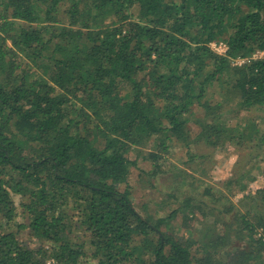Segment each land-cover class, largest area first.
Instances as JSON below:
<instances>
[{
	"label": "trees",
	"instance_id": "obj_1",
	"mask_svg": "<svg viewBox=\"0 0 264 264\" xmlns=\"http://www.w3.org/2000/svg\"><path fill=\"white\" fill-rule=\"evenodd\" d=\"M263 112L264 0H0V264H264L256 206L229 223L204 188L200 236H179L127 184L150 143L203 173L191 145L264 160Z\"/></svg>",
	"mask_w": 264,
	"mask_h": 264
},
{
	"label": "rangeland",
	"instance_id": "obj_2",
	"mask_svg": "<svg viewBox=\"0 0 264 264\" xmlns=\"http://www.w3.org/2000/svg\"><path fill=\"white\" fill-rule=\"evenodd\" d=\"M133 12L135 11L133 10ZM240 61L237 60L236 62L240 63ZM228 113L225 112L224 115L231 116ZM255 119L257 120V118ZM189 130L191 131L190 134L196 132L195 125L192 122L189 123ZM190 148L193 150L192 152L198 155L208 153L203 164L204 173L201 171L202 158L192 157L189 159L190 155L182 145L171 146L167 149V153H164L150 143L139 152L134 150L129 153L130 158H135L136 165L131 167L132 172L129 174L127 184L131 189V199L140 214H150L156 217L175 210V217L171 220L174 233L179 236L191 237L192 235L198 237L200 236V230H202L203 221L201 214L202 191L207 187L214 196L216 195L215 198L219 194H222V196L219 200L220 203L215 204L210 202L211 197L207 194V197H209L204 196V202L211 207H218L217 210L221 215L227 214L226 219L229 223L235 222L234 213L236 211H244L249 205H254L256 210L264 212V201L261 200L258 193V190L264 188V171H262L264 160L249 158L246 154L248 150H240L228 145L215 150H206L202 145H191ZM152 152L161 154L163 158L151 159L149 154ZM259 157L262 158L261 155ZM243 158L247 160H243ZM238 160H241V164L246 162L244 169H249L250 172L251 180H243L246 185L243 189L233 181L238 175L236 171L238 165H235ZM261 165L262 167H260ZM150 170H156V173L151 175L149 174ZM229 180H231V183H228ZM120 187L123 188L124 183H121ZM248 194L254 198L256 197L253 204L249 202L247 197H244ZM14 198L17 202V196H14ZM187 198L190 206H198L193 215H185V211H188L185 204ZM195 200L200 202L194 203ZM222 202H225L227 206ZM208 205H205L204 210L208 208ZM225 206L226 208H224ZM209 219L211 218L209 217ZM257 230V236L262 235L263 229ZM22 237L27 244L35 246L36 241L29 233L25 232V235L22 233Z\"/></svg>",
	"mask_w": 264,
	"mask_h": 264
},
{
	"label": "built area",
	"instance_id": "obj_3",
	"mask_svg": "<svg viewBox=\"0 0 264 264\" xmlns=\"http://www.w3.org/2000/svg\"><path fill=\"white\" fill-rule=\"evenodd\" d=\"M211 47L213 49H216V51H218V52H224L226 49V46L224 43H211ZM241 61H243V60H241ZM241 61H240V63H241Z\"/></svg>",
	"mask_w": 264,
	"mask_h": 264
}]
</instances>
